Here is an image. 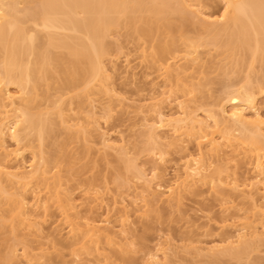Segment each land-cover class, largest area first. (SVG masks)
<instances>
[{
	"label": "bare ground",
	"instance_id": "1",
	"mask_svg": "<svg viewBox=\"0 0 264 264\" xmlns=\"http://www.w3.org/2000/svg\"><path fill=\"white\" fill-rule=\"evenodd\" d=\"M217 1L0 0V264H260L264 0ZM142 66L148 93L125 94ZM212 71L221 88L201 99ZM83 158L120 170L74 192ZM205 196L219 214L200 234L138 246L140 224Z\"/></svg>",
	"mask_w": 264,
	"mask_h": 264
},
{
	"label": "rangeland",
	"instance_id": "2",
	"mask_svg": "<svg viewBox=\"0 0 264 264\" xmlns=\"http://www.w3.org/2000/svg\"><path fill=\"white\" fill-rule=\"evenodd\" d=\"M222 6L221 2L215 0L213 5L210 7L211 9H218ZM126 30H122V33L124 35H120V39L124 42H126ZM144 39L140 40H132L130 43L126 44L129 48L128 50H132L133 57H136L137 52L135 48L143 43ZM138 60V59H137ZM143 65V64H142ZM145 68L142 66L140 69V74L137 75L136 80L134 82H129V79L122 78L119 80L120 85L124 88L125 94L132 96V97H138L139 95H143L148 93L149 88V80L150 78H143L142 71ZM213 70V69H211ZM154 76V74L152 75ZM208 77H210V81L208 84H205L201 87V91L199 96L201 99L206 98L209 94H217L218 91L221 88V77L218 75L217 71H212L211 73L207 74ZM56 84V83H55ZM145 88V91L138 92V88ZM129 121H126L124 124H121V122L117 119H113V121L110 123V127L112 128V134L113 135H119L120 133H123L126 138H129L131 143H135L136 137L138 135L139 130H131L128 127ZM177 158V155L171 156V159ZM140 161H146L148 162L147 167H150L153 163V158L149 154L142 153L140 155ZM84 166H87L83 172H86L85 175L81 176V174L74 177V179L71 181V184L74 187V192H77L80 188L78 187V179H87L86 177H90L92 174L96 177L97 181L99 182L101 180V176L105 175L106 178L111 181L114 177V174L116 171L120 170V166L117 163V160L115 158H112L110 161V164L104 163V162H92L89 158H83L77 165H75V168H82ZM175 166L171 164V166L166 170V173L164 176H160L163 181L165 182L173 180L174 176L177 173V168L174 169ZM162 173V172H161ZM86 176V177H85ZM103 177V176H102ZM159 178V179H160ZM115 184V183H114ZM214 203H216L211 197L205 196V197H193L190 200L186 201V205L183 206L182 210L185 211V214L183 216L179 217L178 213H174L173 215L169 212V209L164 208L161 209V216L160 217H154L149 221V223H145L143 226L140 224L137 228V231L135 234V239L138 242L139 247H151L155 241V237L159 233L168 234V236H171L175 239L180 238L181 236L187 235H194V234H200L203 230L206 229L209 225H204L207 221L205 215L207 216H213L219 214L218 207H213ZM104 210L101 209L99 213L103 214ZM106 215V214H105ZM188 231V232H187ZM1 242V240H0ZM0 253H1V244H0ZM253 257H261L260 264H264V252H257L253 254ZM62 264V263H61ZM172 264H210L206 261H194L191 259L190 256L186 255L183 260L173 261ZM218 264H245L244 261H236L229 258H223Z\"/></svg>",
	"mask_w": 264,
	"mask_h": 264
}]
</instances>
